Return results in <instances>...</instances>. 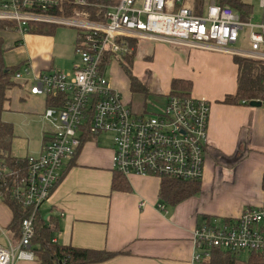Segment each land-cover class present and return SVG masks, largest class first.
<instances>
[{"label":"built area","instance_id":"obj_1","mask_svg":"<svg viewBox=\"0 0 264 264\" xmlns=\"http://www.w3.org/2000/svg\"><path fill=\"white\" fill-rule=\"evenodd\" d=\"M66 1L77 6L71 15L52 14L47 6ZM2 0L0 20H8L21 36L33 23L63 24L78 30L75 50L81 61L71 71H37L30 60L21 64L15 80L32 95L65 94L58 104L45 106L50 120L43 134L41 152L28 154L27 172L15 180L14 196L31 212L22 220L20 238L0 234V264L34 261L32 238L35 219L48 200L65 161L79 149L86 133L98 139L112 134V168L126 178L200 180L209 146L211 102L170 91L157 113L136 112L107 77L108 66L131 53L140 40L168 43L180 48H201L264 62V0L260 18L251 6L245 18L229 5L207 0L197 11L196 0ZM90 7H94L93 14ZM41 9V10H40ZM245 38L248 48H236ZM16 174L10 171L8 174ZM4 175L0 171V178ZM2 196V193H0ZM165 210L164 204H159ZM56 241V238L53 239ZM191 264H222L218 253L230 255L234 264H264V202L247 207L238 218H212L193 230ZM249 255L248 262L238 259ZM254 256V258H253ZM253 258V259H252Z\"/></svg>","mask_w":264,"mask_h":264},{"label":"crops","instance_id":"obj_2","mask_svg":"<svg viewBox=\"0 0 264 264\" xmlns=\"http://www.w3.org/2000/svg\"><path fill=\"white\" fill-rule=\"evenodd\" d=\"M19 40V45L26 44L27 54L21 64L30 60L37 71L50 68L53 36L27 33ZM169 45L159 42L155 51L138 50L140 66L137 68L134 61L132 70L141 77L151 65L144 61L151 60L164 81L162 91H171L173 78H186L192 81L193 96L211 102L209 146L201 190L176 205H165V210L159 207L157 177L133 175L126 178L129 191H114L111 147L100 146L98 139L86 142L74 158L61 166L57 184L41 212L45 218L57 217L59 243L119 252L91 264H191L193 230L203 215L238 218L245 208L264 202V103L252 106L222 102L238 88L239 69L233 55ZM138 46L140 43L136 51ZM155 70H145L142 78L146 84L156 75ZM115 73L113 84L128 89L129 80L122 69L118 67ZM118 75L121 78L123 75L126 81L121 82ZM17 83L9 94L10 105L16 89L24 100L38 98L22 82ZM141 107L140 102L135 106L137 110ZM42 113L35 116L32 112L29 120L41 124ZM12 149L19 157L41 152L38 144L29 145L26 154L19 153L14 140ZM12 217L10 207L0 199V231L8 230ZM34 261L20 260L17 264H38Z\"/></svg>","mask_w":264,"mask_h":264},{"label":"trees","instance_id":"obj_3","mask_svg":"<svg viewBox=\"0 0 264 264\" xmlns=\"http://www.w3.org/2000/svg\"><path fill=\"white\" fill-rule=\"evenodd\" d=\"M92 3L106 4L108 0H90ZM207 0H196L197 11ZM219 3L229 5L234 8L242 18H245L251 10V6L242 2L241 0H218ZM2 0H0V3ZM66 1H61L57 5L47 6L46 12L60 15H71L77 6L68 5ZM41 10V9H40ZM90 11L95 18L94 13L96 9L90 7ZM11 29V23L8 20H0V171L4 177L0 178V199L8 204L12 210L13 217L11 223L8 225V231L12 234L14 240L20 238V229L22 220L31 212L22 202L14 196L12 186L15 180L20 179L28 169L27 160L25 157L15 156L13 154L12 144L16 137L14 125L5 121L2 116L5 110V105L10 99L9 91L18 83L15 80V73L20 69L21 65L10 66L7 65L4 58L6 48L4 47V40L1 36V31ZM55 31V25L44 23H33L29 26V33L51 35ZM20 41V40H19ZM135 40H131L134 50L131 53L119 57L116 63L122 69L125 76L129 80V89L134 93H148L145 84L133 73V64L136 56L137 45ZM235 62L238 64V88L235 94H229L222 100L224 103L241 104L250 103L251 100H262L264 103V62L248 59L244 57L234 56ZM192 89V81L186 78H173L171 81V91L181 94H190ZM65 98V94L48 96L45 99V106H52L58 104L59 100ZM133 106L136 112L143 110L147 111V104L145 99L140 102L141 110H137L133 104L132 99H127ZM94 139V135L86 133L81 145L75 155L81 150L82 146ZM71 159V158H70ZM205 167V166H204ZM10 171H16V174H8ZM160 180V188L158 192V199L164 205H176L200 192L201 179L180 181L170 178H158ZM57 184V183H56ZM55 184V186H56ZM54 186V188H55ZM53 188V189H54ZM264 191V176L262 182ZM112 189L114 191H129L131 189L127 179L122 174L114 171L112 179ZM53 191V190H52ZM212 216L203 215L197 222L196 226L203 222L211 220ZM227 219V218H226ZM59 230L58 219L55 216L45 218L42 212H38L35 219V234L32 238V249L35 253L36 259L34 262L38 264H91L105 261L119 252L109 251L107 249H94L86 247H77L71 244L59 243L56 234ZM56 238V241L53 239ZM220 257V261H227V264H234L231 256L224 255L221 251H215ZM254 258V256H253ZM252 258V259H253ZM256 259L252 260L251 264H262ZM250 264V263H249Z\"/></svg>","mask_w":264,"mask_h":264},{"label":"rangeland","instance_id":"obj_4","mask_svg":"<svg viewBox=\"0 0 264 264\" xmlns=\"http://www.w3.org/2000/svg\"><path fill=\"white\" fill-rule=\"evenodd\" d=\"M242 2L248 3L253 8L254 16H256V20L260 18V5L259 0H241ZM142 2L139 0L136 3V6H141ZM4 40V47L6 51L4 53L5 62L10 66H18L21 65V62L27 58L26 44H20L19 38L21 35L16 32L14 29H5L1 31ZM53 36V45L51 46L50 51V68H44L39 71H47L50 69L53 70H61V71H70L73 69L72 65L77 64L81 61V56L76 52L75 47L78 39V30L69 25L57 24L55 25V31L51 34ZM157 44L159 42L153 41H145L140 40V46L136 51L135 56V64H137V68H139L140 63L138 61V50L141 48H145L148 52L152 50H157ZM166 44V43H165ZM167 45H169L167 43ZM23 46V47H22ZM171 45H169L170 47ZM236 48L246 49L248 48V43L245 38H240L239 41L235 45ZM138 61V62H137ZM143 65V61L141 62ZM144 63L147 65L146 69L152 68L155 70V62H151V60H145ZM72 68V69H71ZM116 69H118V65L116 63H111L108 66L107 77L111 79H116ZM145 69V70H146ZM143 71V74L140 78L144 77L146 71ZM156 75L152 76V80L147 84L145 83L146 79H140L146 86L147 92L144 93H134L127 89H122L118 86L126 97H130L133 101V104L136 106L139 102H142L145 99L147 104V112L149 113H157L159 112L167 101L168 92L167 90L162 91L161 88L164 85V81L161 77H159L158 72L155 70ZM149 73V72H148ZM115 75V76H114ZM119 76V75H118ZM137 76V75H136ZM121 77L119 76V79ZM123 78V80H122ZM121 82L126 81L125 77L122 75ZM11 91V90H10ZM10 91L8 92L10 94ZM10 97V95H8ZM37 99L34 100H24L21 92L16 89L12 92V101L7 102L5 105L6 110L3 112V116L10 121L14 125L15 133L17 137L14 139L15 148L19 153L26 154L27 147L37 146L38 144L42 146L43 143V134L48 124H50V120L46 119L43 115H41L40 123L36 121L33 123L30 121V115L32 112L35 113V116H38L39 113L43 112L45 109V97L43 95L37 96ZM224 103V102H223ZM10 105V106H9ZM42 125V126H41ZM112 134H103L99 137V145L105 148H110L112 146ZM14 147V146H13ZM29 149V148H28ZM30 152V150H29ZM31 153V152H30ZM39 153V152H37ZM36 152L31 154H37ZM45 204V203H44ZM43 206V205H42ZM41 206V209H42ZM8 235L14 240L12 234L7 230ZM0 241L6 244V239L3 235L0 236ZM248 254H242L238 257V259L242 262L249 261ZM222 264H227V261H223Z\"/></svg>","mask_w":264,"mask_h":264},{"label":"water","instance_id":"obj_5","mask_svg":"<svg viewBox=\"0 0 264 264\" xmlns=\"http://www.w3.org/2000/svg\"><path fill=\"white\" fill-rule=\"evenodd\" d=\"M263 104L262 100H251L250 105L252 106H261Z\"/></svg>","mask_w":264,"mask_h":264}]
</instances>
